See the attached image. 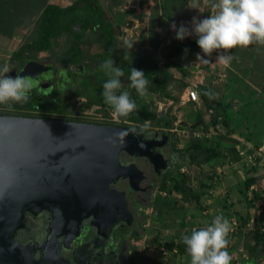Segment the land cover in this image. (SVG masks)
<instances>
[{"label": "rangeland", "instance_id": "obj_1", "mask_svg": "<svg viewBox=\"0 0 264 264\" xmlns=\"http://www.w3.org/2000/svg\"><path fill=\"white\" fill-rule=\"evenodd\" d=\"M35 6L31 3L11 4L9 9L5 11V17L3 20V26L0 30V69L7 65L9 58L13 60L14 54L19 53L25 49L26 45L32 43L39 38V32L36 30L37 16L40 15L46 4H56L59 6H68L73 0H34ZM104 10L108 12L110 16L114 18V54L113 58L124 54L127 51L124 44L125 39L131 40L134 43L130 54H138L143 57L159 58L161 60H167L168 50L176 52L173 61L179 63L181 66L187 68L188 77L191 76V86L178 91L174 87L182 84L181 74L172 69L171 79L168 90L175 96H177V102L161 98L159 90L155 86L147 88V95L141 97L138 93L137 96L140 103H149L154 101L157 117L169 116L173 117V126L170 129L171 134L175 135V141L170 137L171 146L174 149L180 150L184 146L182 139H185L182 134L173 132L174 125L180 120H183L189 113L191 108L188 103H185V93L188 88H194L197 85L204 83L213 85L217 92L220 93L222 100L228 105H231L233 112L237 114L233 117L232 127L235 129L237 137L234 140L237 142H244L250 146L254 142H259L258 147L261 149L260 157L263 160L258 164L259 170L257 176L260 177V181L257 182L255 190L263 191L264 188V46L251 45L248 48L237 47L225 53L223 50L214 51L210 57L204 56L202 50L197 44L198 37L195 34L185 37L183 40L176 38V31L171 28V25L175 23L177 29L179 26L184 25L189 31H192V20L195 17L197 20L208 18L210 15V8L206 6L203 0H200V10L190 8L193 4V0H99ZM76 30L78 28L75 27ZM56 40L61 43V53L55 54L57 58L64 61L67 59V52H69L71 43L70 35L68 33L63 34L62 37ZM83 43L80 44L81 52L84 58H80L81 64L85 66L86 79L94 80V73L97 66L101 64L99 55L102 53V47L99 42L94 39L92 34H86L82 39ZM182 46L193 48V52L186 53L178 51ZM22 53V52H21ZM47 52L38 53L37 56L44 60L46 59ZM27 54V53H26ZM197 54L204 59L210 60L211 63L217 62V57L220 54H230L233 59L229 66L225 67L221 64H204L197 61ZM181 56V57H180ZM216 85V86H215ZM237 94L235 95V92ZM237 97L239 99H237ZM236 100H235V99ZM246 104L242 108V104ZM84 104L81 99L70 98L69 109L70 116L78 118L79 120L86 121H98L102 122L105 116L100 113H96L99 110V106L93 108L86 107L81 109ZM242 108V110H240ZM25 109V108H22ZM29 109V108H28ZM31 110V109H30ZM240 110V111H239ZM154 127L152 122L146 123L145 127ZM166 128V127H164ZM178 128V127H177ZM159 130V128H155ZM168 129V128H167ZM165 130V129H164ZM179 135V136H178ZM182 137V138H180ZM256 146V145H253ZM177 149L175 151H177ZM187 158L184 155L181 156L179 165L182 164L180 173L188 174L190 178V185L197 187L198 168L192 165L191 169H187L185 164ZM260 160V161H261ZM226 162L220 163L218 167H223ZM215 166V170L218 168ZM203 168V167H202ZM232 169V168H231ZM204 170H208L207 166H204ZM218 171V170H217ZM245 171L242 170L239 173H230L228 179H223V182H227L228 193L230 196L228 199L234 201L238 198L237 188L239 183L245 177ZM199 173V172H198ZM231 176H233L231 178ZM231 178V179H229ZM224 184V183H223ZM225 187V188H226ZM196 189V188H194ZM156 193V192H155ZM224 194V192H220ZM157 194V193H156ZM214 193L216 202L219 200V204L214 205V208L208 212V216H201L198 209L194 205L183 204L179 202L181 200L180 194L164 195L170 202V207L162 206L154 202L145 208L142 218V226L140 230V237H129L130 245V257L135 259V264H154L152 262L156 257L159 264H166L171 261L172 256L163 258L158 252L163 243L171 239L178 232V224L181 220H186L187 223L207 224V219L215 217V213L218 212V207L222 205L220 200L224 195H218ZM163 195V194H162ZM176 200L177 203H173ZM174 200V201H173ZM205 203V204H210ZM218 203V202H217ZM183 204V205H182ZM258 206L264 209V193L260 197ZM217 207V208H215ZM238 210L239 207L236 206ZM260 210H255L254 216L256 217ZM246 216V210L236 211V214ZM236 220V219H235ZM195 227V226H194ZM252 225L247 228L251 229ZM193 228V227H192ZM189 230H184L187 233ZM264 233V230H261ZM244 232V231H243ZM178 239V237L176 238ZM245 235L241 238L235 236L229 240L228 248H232L229 254L232 256L231 264H242L249 260V255L243 248V242ZM165 249V248H164ZM136 251V254L134 253ZM260 257L254 259V264H264V245L260 250ZM170 252V251H168ZM178 264H190V256L187 252L184 255L175 256ZM174 261V260H173Z\"/></svg>", "mask_w": 264, "mask_h": 264}, {"label": "trees", "instance_id": "obj_2", "mask_svg": "<svg viewBox=\"0 0 264 264\" xmlns=\"http://www.w3.org/2000/svg\"><path fill=\"white\" fill-rule=\"evenodd\" d=\"M26 2H29L34 6L36 4L34 0H0V30L4 23L5 11L9 9V6L16 3L21 5ZM114 25V18L103 9L99 0H73L68 6H59L48 3L44 5L40 15L37 16L36 30L39 32V38L26 45L25 49L27 52L22 50L19 53L14 54L12 58L13 60H18L19 57L20 59L35 58L39 52L45 51L50 47V41L52 39H57L62 37L63 34L68 33L70 35L71 46L69 52H67L68 57L64 60V63L81 64L80 58H84L80 48V44L83 43L81 41L86 34H92L103 50L99 55L101 64L111 58L116 63L114 65L115 67L123 69L125 73V76L122 77V83L125 85L124 90L130 93V98L136 103L137 109L126 117L117 114V120H113L112 113L114 110L110 105L105 103L103 97V84L109 79V77L105 71L101 70V64L97 66L96 72L94 73L95 78L93 86H95V88L97 87V90L89 92L86 95L88 103H84L81 109L99 106V110H96L95 112L100 113L105 116V118L102 122L93 121V123L140 128L145 126L146 123L152 122L154 127H147L153 129L159 128L160 131L165 132V134L169 136V140L171 136L174 140L176 134L172 135L170 132V129L173 126V117H157L155 108H150L152 106L155 107L154 101L140 103L137 96L134 95L137 93L136 90L128 86L131 81L127 77L130 75L131 68L141 70L145 73L146 79L149 81L147 88L155 86L159 90L160 99L165 98L177 102L178 97L168 90L171 79V70H177L182 76V84L174 87L181 92V90L191 86V76L188 77L187 68L173 61L177 51L171 52L170 50H168L167 60L143 57L138 54H130V58L125 59V53L113 58L115 51ZM75 27L78 28V30H76ZM193 50V48L182 46L178 51L186 52L188 54L193 52ZM26 53L28 54L26 55ZM195 90L198 93V101L195 103H188L190 107L194 109H191L183 120L190 124L188 129L200 131L201 134L200 137L189 139L188 141L182 139L184 142L183 148L180 150L176 149L181 156L184 155V157L188 159L183 165H185L187 169H191L192 165H195L198 168L197 177L199 175L201 177L197 178V187L192 188L189 183V175L180 173L182 164H178L175 173H169L158 187L159 194L156 196L155 202L162 206L170 207L171 204L167 199L168 197L164 198L163 196L172 193L180 194L181 200L175 199V201L173 200V203H177L176 200H179V202H182L183 204L194 205L199 213H201L200 215L207 218L208 212L214 208L215 203L216 205L219 204V200L217 203L214 198V193L216 192L219 193L218 195H224L220 200L222 205L218 207L219 213H215V216L223 215L228 220L234 218L238 221V226L235 232L231 234L228 239L230 240L235 236L241 238L245 235L243 248L249 255V260L242 264H254V259L260 257V250L264 245V233L261 231L262 229L264 230V209L258 206L260 197L262 196V193H264V188L263 191L255 190L257 182L261 179L256 174L259 170L258 164L261 160V155L259 157L257 156L254 165H247L244 163L239 152L245 149L248 154L256 153L260 149V147L257 146L259 142H254L253 145L256 146H250L244 142H241L240 144L237 140H234L233 136L236 135V133L231 124L234 120L233 117H236L238 114V110L237 114H235L231 105H228V103L224 102L222 98L218 96L220 93L217 92L213 85L211 86V84L204 83L202 85H197ZM205 93H210L212 98ZM262 93L264 94V91H262ZM236 94L237 91L235 92V95ZM237 99L239 98L237 97ZM14 104L15 105L12 107L18 109H33V105L39 106V109L42 110L49 108V105L45 101L39 104H34V102L32 104ZM2 106H6V104H0V107ZM245 106V103L242 104V108ZM53 108H55V111L57 112L65 110V106H60L59 104L54 105ZM242 108L240 110H242ZM216 124H219L222 127V132L216 136L207 138L204 134V130ZM201 127H203L204 130H201ZM179 128H183V126H180ZM224 161L226 162L225 167L230 169V171L222 174L217 171L218 168L215 170V166ZM204 166H207L208 170H204ZM231 166H233L232 169L230 168ZM242 170L246 171L245 177L239 183L236 191L238 198L231 201L228 199L230 196L228 193L229 188L224 186L228 184L227 182H223V179H228L230 173L233 175V172L236 174L240 171L242 172ZM232 177L233 176H231V178ZM222 191L224 194L220 193ZM209 201L211 202L210 204H205L209 203ZM236 206L239 207L238 210L236 209ZM257 209H261V211L255 217L253 214ZM240 210H246L247 214L246 216H243L244 218H242V215L239 214V212L236 214V211ZM213 219V217L207 219L206 226L205 224H202V222H191L189 224L186 220H181L178 224L179 232L163 243L164 248L167 251H172L176 248L178 256L184 255L187 246L183 243L182 236L190 235L194 228L200 229L209 226ZM249 225H252V227L247 230ZM188 228V232L184 233V230ZM138 237H140L139 232H133L131 234V238ZM177 237L178 239H176ZM231 249L232 248H227V251L230 252ZM134 253L136 254V251H134ZM175 260H177V258L172 256L171 261L166 264H178ZM152 262L154 264H159L157 257L153 259ZM130 264H135L134 258L130 259Z\"/></svg>", "mask_w": 264, "mask_h": 264}, {"label": "water", "instance_id": "obj_3", "mask_svg": "<svg viewBox=\"0 0 264 264\" xmlns=\"http://www.w3.org/2000/svg\"><path fill=\"white\" fill-rule=\"evenodd\" d=\"M39 67L49 78L50 68ZM156 144L135 128L0 114V264H66L57 236L71 237L84 219L100 235L128 219L113 186L130 179L136 188L138 172L119 156L149 159ZM47 212L48 237H29L26 217Z\"/></svg>", "mask_w": 264, "mask_h": 264}, {"label": "flooded vegetation", "instance_id": "obj_4", "mask_svg": "<svg viewBox=\"0 0 264 264\" xmlns=\"http://www.w3.org/2000/svg\"><path fill=\"white\" fill-rule=\"evenodd\" d=\"M61 43L52 39L50 47L42 52H47L44 60L35 58H22L7 61L11 68L9 76L27 78L32 87L28 99L23 103L39 104L45 101L49 108L42 110L33 105V109H18L12 107L14 103L0 107V114L27 118L59 120L69 122L93 123L92 121L79 120L69 114L70 98L81 99L88 103L86 95L94 92L91 79H86V69L81 64H65L55 54L61 53ZM39 52V53H42ZM28 54V53H27ZM26 54V55H27ZM33 62L27 70V64ZM39 66L48 67L46 73L41 74ZM38 71V72H37ZM94 79V78H93ZM65 106L61 112L55 111L54 105ZM10 106V107H9ZM97 124V123H93ZM143 131V137L157 144L152 145L149 154L151 158L135 157L121 153L119 158L123 163L132 164L138 172L136 188L131 185L130 179H124L113 186L118 192L124 193V199L129 213L128 219L119 220L114 226L100 235L98 230L91 226L89 219H84L77 231L68 235L57 236L58 255L66 264H130L129 237L133 232H139L145 208L151 205L158 196V187L169 173H175L180 162L181 154L171 146L169 136L165 132L149 127L137 128ZM165 137V138H164ZM157 194H156V193ZM52 220L50 213L26 217V232L29 237L39 236L47 238L49 224ZM75 232V233H74ZM19 239L28 238L24 232L18 234Z\"/></svg>", "mask_w": 264, "mask_h": 264}, {"label": "clouds", "instance_id": "obj_5", "mask_svg": "<svg viewBox=\"0 0 264 264\" xmlns=\"http://www.w3.org/2000/svg\"><path fill=\"white\" fill-rule=\"evenodd\" d=\"M203 2L211 10L209 17L202 20H197L194 17L191 32L184 25L177 29L173 23L171 28L176 31L177 39L183 40L185 37L195 34L198 37L199 48L207 57L219 50L228 53L237 47L264 46V0H203ZM190 8L200 10V0H193ZM135 42L125 39L124 44L127 49L125 59L130 58V50ZM232 59L233 56L230 54H220L217 57V62L211 63L210 60L197 54V61L204 64L218 63L227 67ZM115 64V61L109 58L100 66L101 70L105 71L109 77L103 84V97L105 103L114 110L112 118L114 113L116 116L118 114L126 117L136 111L137 105L130 98V93L124 90L125 85L122 83V77L125 76V73L123 69L115 67ZM10 71L11 68L7 65L0 69V104L26 102L32 87L30 81L21 76L15 78L9 76ZM127 78L131 81L128 86L134 88L141 97L148 94L149 81L143 71L131 68ZM205 94L212 98L210 93ZM233 138L235 139L234 136ZM239 143L241 144L240 141ZM229 171L230 169L225 166L218 167L219 173L224 174ZM232 231L233 227L230 221L223 215H217L209 226L200 229L194 228L190 235L182 236V241L187 246L190 256V264H231L232 256L227 248L228 237Z\"/></svg>", "mask_w": 264, "mask_h": 264}, {"label": "built area", "instance_id": "obj_6", "mask_svg": "<svg viewBox=\"0 0 264 264\" xmlns=\"http://www.w3.org/2000/svg\"><path fill=\"white\" fill-rule=\"evenodd\" d=\"M197 101H198V93L196 92V90L193 88H188L186 90V93H185V103H190V102L195 103ZM116 117H117L116 113H114L113 114V120L114 121H116ZM180 126H183V128H179ZM188 127H190L189 123H187L184 120H180L176 123L175 128L172 131L176 132V133L179 132L180 134H182V136L185 138L183 140H186V141H188L189 139H193V138L195 139L197 137H200V134H201L200 131L191 130V129H188ZM200 129L204 130L203 127H201ZM221 132H222V127L219 124H216L214 126L209 127L208 129L204 130V134L207 138H211L213 136H216V135L220 134ZM180 138H182V137H180ZM239 153L242 156V159H243L245 164H247V165L253 164L254 165L257 156L259 157V155L261 153V149H259L258 152L253 153V154H248L245 149L240 151ZM262 161L263 160H261L260 163ZM229 221L233 227V231L229 234V236H230L231 234H233L235 232V230L238 226V221L235 220L234 218H231ZM158 252L160 253L159 255H161L163 258H168L169 256H176L178 254L176 248H174L172 251L168 252L166 249H164V247H161V249Z\"/></svg>", "mask_w": 264, "mask_h": 264}, {"label": "crops", "instance_id": "obj_7", "mask_svg": "<svg viewBox=\"0 0 264 264\" xmlns=\"http://www.w3.org/2000/svg\"><path fill=\"white\" fill-rule=\"evenodd\" d=\"M235 136V135H234ZM235 137H237V136H235Z\"/></svg>", "mask_w": 264, "mask_h": 264}]
</instances>
